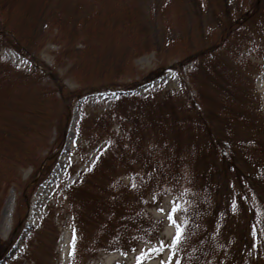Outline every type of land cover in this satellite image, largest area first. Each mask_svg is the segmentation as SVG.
Returning <instances> with one entry per match:
<instances>
[{
  "label": "rangeland",
  "instance_id": "1",
  "mask_svg": "<svg viewBox=\"0 0 264 264\" xmlns=\"http://www.w3.org/2000/svg\"><path fill=\"white\" fill-rule=\"evenodd\" d=\"M1 1L6 30L0 31V264H136L142 250L147 257L141 264H175L173 249H148L158 248L160 241L171 244L188 205L200 210L208 230L217 228L215 236L220 234L224 243L232 239L231 250L239 256L228 264H245L244 253L259 254L262 241L245 232L251 244L246 252L238 210L225 208L234 200L231 183L221 180L225 194L216 201L217 190L207 192L202 172L190 181L183 164L188 158L180 165L172 158L179 192L149 185L144 193L142 210L158 226L150 240L136 242V232L120 226L130 213L113 207L115 197L109 195L119 189L126 193L133 182L120 158L137 164L151 151L161 159L181 149L187 151L185 158H195L206 149L192 146L196 142L189 134L197 123L189 122L186 131L182 120H169L161 102L165 94L182 93V100L198 95L203 105L208 103L209 115L232 124L253 100L264 119L263 14L221 41L208 69L201 61L180 65L183 48L198 47L203 40L213 44L212 36L227 27L225 17H237L232 8L225 15L224 5L246 0H151L153 10L146 9L145 20L134 11L128 16L132 8L127 4L121 11L106 4L116 0H54L59 8L53 12L61 16L44 24L36 21V0ZM138 2L130 0L137 7L144 4ZM91 10L94 18L88 16ZM28 35L31 50L19 39ZM156 37L158 48L152 46ZM150 103L156 109L152 113L147 112ZM239 127L230 128L243 146L237 147V166L248 170L249 163L259 171V160L245 158L253 140ZM249 157L264 163V152ZM183 182H189L186 191ZM177 202L172 224L168 213Z\"/></svg>",
  "mask_w": 264,
  "mask_h": 264
},
{
  "label": "trees",
  "instance_id": "2",
  "mask_svg": "<svg viewBox=\"0 0 264 264\" xmlns=\"http://www.w3.org/2000/svg\"><path fill=\"white\" fill-rule=\"evenodd\" d=\"M5 1V3H7L8 0ZM11 1L13 3L15 0ZM25 1L27 2L30 0ZM36 1L37 5L34 6L33 11L38 12V19L36 21L40 24H44L47 19L56 20L61 16L58 10L55 13L53 12L55 9L59 8L58 5L54 6V0ZM150 1L151 0H143L141 2V0H139L138 3L141 2L144 4H140L138 7L135 3H130V0H116L115 2L111 1L106 4H110V6L116 11H121L120 9L124 10V6L127 4L129 8H132L129 11L128 16H131L130 13L134 11L141 13L142 18L145 20L148 18V16L145 15L146 9H148V11L151 9L153 10V1ZM0 2L2 1L0 0ZM231 4L232 6L230 5L229 8H226L227 3L224 5L223 13L227 15L232 8L233 13H235L237 17L235 19H230L229 17L226 19L225 17V25L227 27L218 30L213 36L210 35L212 36L211 39L214 40L213 44H209V41L203 40V43L199 41L200 46L198 47H190L189 49L184 47V55L178 60L180 65L187 62L201 61V65L206 64L209 69L211 62L214 59L212 51L219 46L221 47V41L232 36L233 34L231 33L233 30L238 29L239 27L241 28V26H246L261 14L264 15V9L260 10V7L264 5V0H246V2L239 3V5L235 2H232ZM3 6H5V4ZM49 6L51 7L49 8ZM67 7L70 6L66 5V9H68ZM1 8L2 5L0 3V10ZM74 8L79 9L80 7L75 6ZM46 11L49 13L45 14ZM52 12L53 15L49 17ZM96 14V11L91 10V12L88 13V16L89 18H94ZM133 15L134 13H132V16ZM5 25V21L0 19L1 33L6 30ZM233 25L235 28L232 27ZM203 38L209 37L207 36ZM19 39L22 46H27L26 48L31 50V41H29L30 35L26 37V40L22 38ZM160 40L159 37L153 38L152 46H157L156 48H158L160 46ZM195 64L196 66L199 65V63ZM158 70L159 66L150 71V74ZM147 75L148 74H146V76ZM181 95L182 93L172 96L165 94L161 97V102H166L164 108L168 111L167 114L169 120H179L180 122L182 120L185 124V128H182L181 130L185 129L186 131L190 130V128H186V125H188L189 122L197 123V129H193L189 134V136L194 134L193 138L195 139L196 144L192 146L199 145L206 149L204 152L196 155L195 158L191 156L189 157L188 155V157L185 158L184 155L187 153L185 149H181L175 157H173L172 153V155L161 156V159L157 157L155 151H151V153L145 154L147 155V158H144V161L141 160L137 164H134L131 161V158L126 160V162L120 158L119 161L121 160L123 165L128 167L126 170L130 171L129 174L133 177L131 178V180L133 179L131 188H129L126 193L117 187V189H119L118 191H113L111 195L108 194L110 197H115L112 201L113 207L120 211H128L130 213L128 218L124 217L120 221V226L123 229L131 228L133 230L132 234L136 232V242L152 239L157 233L158 226L153 219L149 218L142 210L141 205L144 201V193L147 191L149 185L152 188L151 190L168 188L179 192V181L175 182L173 180L176 177V173L179 171L173 164L172 158L178 160L177 165H180L181 159L188 158V161L183 164L185 165V171L190 173V181H193L192 179L197 172H202V179L205 180L204 182H206L205 184L208 186L207 192H211L210 190H217L214 196L216 201L223 200L225 194L223 188H219L221 180H223V184L231 183L230 187L234 193V200L230 205L226 204L225 208H233L235 212L238 210L237 215L240 220L238 226H241L238 231L243 235V246L246 248V252L247 248L251 251V244L249 242L250 240L245 238V232L257 236L258 239L262 241L259 254L258 252L244 253L243 257L247 258L245 264H264V163L260 164L262 160L258 157H249V155L256 153V151L264 152V119L258 113V109H256L253 100L250 102L247 100L250 103V107L246 108L244 116L241 115V118L236 121V123L234 121V124H232L233 121H228L227 118H221L219 115L218 117L217 115L214 116L213 113L209 115V113L206 112L207 109H205V106L208 103L203 105V102L199 99L198 95L192 97L185 96L186 100H182ZM187 101H189V104H187ZM149 106L147 112L152 113L155 107L152 106V103H150ZM142 119L143 118H139V124H142ZM216 121L222 125L226 124L228 128H223L221 130L220 126L215 128V125L217 124ZM241 121L242 125H239L241 124ZM238 125L242 126L244 130L247 131L251 137H249L250 140H253L254 142H252L250 147H246L247 154L245 158H247V161H250L251 159H254L252 161L259 160V165L262 166V169L259 171H257V167L259 166L251 165L249 163L248 170L244 168L240 169L237 166L239 163L236 162L235 157L239 144L236 136H234L236 135L235 131H230V128H240ZM180 127L181 126H178L179 130ZM131 128H135L138 131L141 129V125L135 126V124H132ZM198 135L200 136L199 140ZM222 136L231 139V142L224 140L223 138L221 139ZM240 136L244 137L248 135ZM248 140L249 139L244 140L246 144ZM189 142L191 143L192 141L189 140ZM241 147L243 146H240L239 150L242 149ZM191 164H194V167H192ZM136 167L144 168V170L140 173ZM110 168L114 169L115 167H108V169ZM230 176L232 179H230ZM188 184L189 182L184 183L181 187L186 191L187 189L185 187L188 186ZM118 194L125 195L122 196ZM139 201H141V203ZM127 202L137 206L129 205ZM182 214L183 225L181 227L183 229V238L176 245L175 249H173L177 255L175 264H228L231 260L234 262L236 261L235 257H238L239 254H237L233 248L231 250L232 239L230 240L227 238L228 240L224 243V238L222 236L220 238V234L215 236V233L218 232L217 228H215L216 232L215 230L210 232L205 225V221L203 222L201 220L202 213L199 209L194 211V209L188 205L183 209ZM257 223H261V226H257ZM218 240H221L222 243L219 244ZM236 245L237 243H235V246Z\"/></svg>",
  "mask_w": 264,
  "mask_h": 264
},
{
  "label": "snow or ice",
  "instance_id": "3",
  "mask_svg": "<svg viewBox=\"0 0 264 264\" xmlns=\"http://www.w3.org/2000/svg\"><path fill=\"white\" fill-rule=\"evenodd\" d=\"M179 209V203H174L172 208L170 209L168 213V219L169 223L175 224V221L173 219V213H175ZM159 211H162V209H158ZM183 238V229L179 225L176 226V234L172 238V242L170 245H165L163 241H160L159 247H153L151 249H148V252H157L162 251L164 247H169L170 249H175L176 245L180 242V240ZM71 255V252L69 253ZM147 253L143 250L141 251V256L137 258L136 264H141V259L146 258Z\"/></svg>",
  "mask_w": 264,
  "mask_h": 264
}]
</instances>
